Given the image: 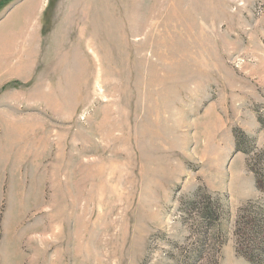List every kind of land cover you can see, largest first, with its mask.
<instances>
[{
  "label": "rangeland",
  "instance_id": "374dc122",
  "mask_svg": "<svg viewBox=\"0 0 264 264\" xmlns=\"http://www.w3.org/2000/svg\"><path fill=\"white\" fill-rule=\"evenodd\" d=\"M258 178L264 0H0V264H251Z\"/></svg>",
  "mask_w": 264,
  "mask_h": 264
},
{
  "label": "trees",
  "instance_id": "16d2710c",
  "mask_svg": "<svg viewBox=\"0 0 264 264\" xmlns=\"http://www.w3.org/2000/svg\"><path fill=\"white\" fill-rule=\"evenodd\" d=\"M257 186L264 190V180H261L258 178L257 180ZM201 196V195H200ZM199 196V197H200ZM198 199H194L192 202L196 204ZM242 210H245L243 207ZM203 218L205 220L210 219L214 221L219 220V215L217 210L211 211V208L207 207L203 210ZM255 232V234H254ZM253 235L250 238L251 244L255 246V248L252 250V252H246L243 250L238 249L239 253L245 256L251 264H264V226L262 223H258L254 227V231L252 232ZM256 238L258 240H256Z\"/></svg>",
  "mask_w": 264,
  "mask_h": 264
},
{
  "label": "crops",
  "instance_id": "0c3cea01",
  "mask_svg": "<svg viewBox=\"0 0 264 264\" xmlns=\"http://www.w3.org/2000/svg\"><path fill=\"white\" fill-rule=\"evenodd\" d=\"M36 12V8L35 7H30L29 8V13L30 14H28L27 12L25 13V16L29 19V22H31V23H34V22H37V19H34V18H36V17H31V15L33 14V13H35ZM39 17V16H38ZM37 17V18H38Z\"/></svg>",
  "mask_w": 264,
  "mask_h": 264
}]
</instances>
